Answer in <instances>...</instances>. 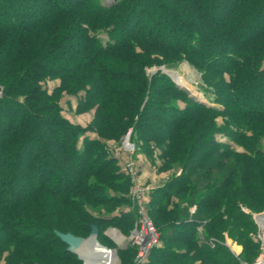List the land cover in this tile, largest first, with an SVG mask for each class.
<instances>
[{
  "label": "trees",
  "instance_id": "16d2710c",
  "mask_svg": "<svg viewBox=\"0 0 264 264\" xmlns=\"http://www.w3.org/2000/svg\"><path fill=\"white\" fill-rule=\"evenodd\" d=\"M22 1L0 0L3 264H83L55 231L86 238L95 225L110 249L106 227L128 232L126 158L110 148L127 132L133 156L173 171L147 208L162 246L140 264H251V215L264 209V0ZM183 61L213 105L145 74ZM46 80L59 81L50 93ZM64 96L93 110L87 124L61 115ZM134 253L117 252L126 263Z\"/></svg>",
  "mask_w": 264,
  "mask_h": 264
},
{
  "label": "rangeland",
  "instance_id": "374dc122",
  "mask_svg": "<svg viewBox=\"0 0 264 264\" xmlns=\"http://www.w3.org/2000/svg\"><path fill=\"white\" fill-rule=\"evenodd\" d=\"M99 1L101 2L102 5L107 6V7L110 6L111 4H113L110 1H106V0H99ZM26 2H27L26 0L22 1L23 4ZM170 20H172V19H170ZM174 32H177V34H180L179 30H176ZM97 38L100 40L102 45H104L109 40L108 35L105 32H99L97 34ZM158 70H160L161 73L165 74L175 85L177 84L178 86H180V87H178L176 85L178 88L183 89L185 91L187 90L186 92L188 93V95L191 98L192 97L194 98L193 100H195L197 102L199 100V101H201V103H204L206 105H210V106L213 105V103H212L213 100H212L211 95L203 89L204 87H203V84H202L201 79H200V74L195 69H193L187 62L183 61V62L177 64L176 66L172 67V68H169V67L148 68V69H146L145 74L147 77H151ZM58 83H59L58 80H46L45 82L42 83V88H44L48 93H50L54 89V87H56L58 85ZM2 91H3V89H2V87H0V97L2 96ZM77 102H78V100L75 97L64 96L60 100L61 115L73 124L85 125L88 123V121L91 120V118L93 116V110L78 114V113H76ZM222 121H223L222 117L217 118L218 123H221ZM41 130H42V128H40V131ZM127 133H129V132H127ZM123 138H122V140H123ZM122 140L120 141V144L117 147L115 145L111 144V148H114V150L112 149L114 155L118 156L120 161L123 163L124 156L126 158V155L122 152V149H121ZM216 140L218 142H221V143H228L226 138L220 137L218 135L216 136ZM231 145H232V148H234L236 151H238L240 153L243 152V149L241 147H238L234 144H231ZM263 147H264V144H263ZM133 155H132V159L134 160L136 171L138 174L137 180L139 181L140 184H142V185L145 184L144 186L151 187L150 190L147 192V194L144 195L143 209L145 210L146 217L148 218V222L149 221L151 222L150 227H153V229H155L159 233V230L155 227L151 217L148 214V210H147V208L149 206L150 197H151L150 194L152 193L153 189L160 187L163 184H165L170 179V177L172 176L173 171H162V172H160L157 170V165H159L158 163L155 165V167H152L145 160L143 154L138 153L135 156H133ZM156 161H158V159ZM124 164H125V162L123 163V166H124ZM176 174L177 175L179 174L178 171L176 172ZM129 181H130V178H129ZM131 189H132V183L130 181V193H129L130 199H131V191H132ZM132 208H133V202L131 199V209ZM132 210H133V213L135 215V219H134L132 227L128 229L127 233L120 231V233L127 238H129V236L131 235V233L133 231L140 230V227H141V225H139V224L136 226V222L139 220L137 218V215H136V211H137L136 208H135V211H134V208ZM194 210H195L194 206L189 208L190 213H193ZM115 211L116 210H114L113 212H115ZM263 211H264V209H263ZM263 211H261L259 213H262ZM102 213H104V212H102ZM105 213H107V212L105 211ZM259 213H256V214H259ZM93 215H96V214L94 213ZM253 224L255 226V230L253 231V233H251V239L254 242L252 236L258 234L257 231L259 228L254 221H253ZM109 228H115V227H106L103 230V235H104V232L106 230H108ZM115 229H117V228H115ZM106 238H107V240H109L113 244V247L111 249H117V252H118L119 248L116 245H114V242L112 240L108 239V237H106ZM159 239H160V234H159ZM160 242H161V239H160ZM94 243H97L99 245L98 247H101L103 249H106V250L110 249V248L106 247V244H104L102 242H98L97 239H96V242H94ZM224 243L234 255L240 254V253L238 254L237 252H234L235 250L232 249L233 248L232 246H234L236 244L234 242H232V240H230L226 235H225V242ZM254 243L257 247V255L254 257L253 261L258 256H260V247H261V243H258V242H254ZM161 246H162V242H161ZM236 246H238V245H236ZM127 248L134 249L135 253L133 256V260L130 261V263L129 262L126 263L125 259L123 257L121 258L117 254V260H116L115 264H128V263L129 264H135L134 258H135V255L137 253V248H136V246H132L130 244L129 245L127 244V246L125 248L120 249V250H125ZM241 250H242V248H241ZM111 251H113V250H111ZM115 256H116V252H115ZM82 262H83V264H85L84 261H82ZM96 262H97V264H102V262H104V261H102L101 255L97 257ZM0 264H3L2 260H0Z\"/></svg>",
  "mask_w": 264,
  "mask_h": 264
},
{
  "label": "built area",
  "instance_id": "2783aa9c",
  "mask_svg": "<svg viewBox=\"0 0 264 264\" xmlns=\"http://www.w3.org/2000/svg\"><path fill=\"white\" fill-rule=\"evenodd\" d=\"M129 133H127L123 138L121 142V149L122 152L126 155L124 170L132 183L131 199L133 202L134 211L136 208V215L139 219L136 222V226L139 224L141 225V227L140 230L133 231L129 238L122 235L120 231L115 228H109L104 232V235L112 240L119 249L125 248L127 244L136 246L137 253L134 258V263L140 264L141 262H143V260L151 250L159 248L161 246V242L159 239V233L155 229H153V227H150L151 222H148L145 210L143 209L144 195L147 194L151 187L144 186L137 180L138 174L136 171L134 160L132 159V155L135 152V145L130 142ZM251 216L253 221L259 228L257 231L258 234L253 235L252 238L254 242L261 243L260 256H258L251 264H264V211L259 214H252ZM111 230H113L114 232L117 231L122 239L116 240L115 238H113L110 235ZM111 250H114L116 252L115 257L117 260V249H108V251ZM84 263L88 264L86 261H84Z\"/></svg>",
  "mask_w": 264,
  "mask_h": 264
},
{
  "label": "water",
  "instance_id": "95a60500",
  "mask_svg": "<svg viewBox=\"0 0 264 264\" xmlns=\"http://www.w3.org/2000/svg\"><path fill=\"white\" fill-rule=\"evenodd\" d=\"M116 1L117 0H110V2L113 4H115ZM113 4H111V5H113ZM178 87H180V86H178ZM192 99H194V98L192 97ZM198 102H201V101L198 100ZM88 228H89L90 232H89L88 237H86V238L73 235L72 233H69V232L68 233H61V232L55 231L54 234L62 243H64L67 246L66 247L67 252H70L72 254H76L78 259L83 261V259L79 255V250L83 249L84 247H89L92 243L96 242V239L98 236V229L95 225H89Z\"/></svg>",
  "mask_w": 264,
  "mask_h": 264
},
{
  "label": "bare ground",
  "instance_id": "6f19581e",
  "mask_svg": "<svg viewBox=\"0 0 264 264\" xmlns=\"http://www.w3.org/2000/svg\"><path fill=\"white\" fill-rule=\"evenodd\" d=\"M106 1H110V0H106ZM110 232H111L110 235L113 238H115L116 240H121L122 239V237L119 236V233L117 231L114 232L113 230H111ZM98 246L99 245L97 243L96 244L92 243L89 247H84L83 249L79 250L80 257L84 261L86 260V262L88 264H97V262H96L97 261V257L101 255L102 256V261H104V262H102V264H115V262H116L115 251L114 250L113 251H108V250L103 249V248L98 247ZM232 247H233L232 248L233 250L237 249L235 246H232Z\"/></svg>",
  "mask_w": 264,
  "mask_h": 264
},
{
  "label": "crops",
  "instance_id": "0c3cea01",
  "mask_svg": "<svg viewBox=\"0 0 264 264\" xmlns=\"http://www.w3.org/2000/svg\"><path fill=\"white\" fill-rule=\"evenodd\" d=\"M237 249L234 251V252H237L238 254L240 253V251H241V247H239V246H236V245H234Z\"/></svg>",
  "mask_w": 264,
  "mask_h": 264
}]
</instances>
